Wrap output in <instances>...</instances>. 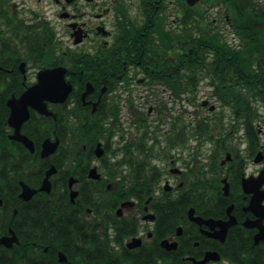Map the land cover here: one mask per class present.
I'll return each mask as SVG.
<instances>
[{"label":"flooded vegetation","instance_id":"1","mask_svg":"<svg viewBox=\"0 0 264 264\" xmlns=\"http://www.w3.org/2000/svg\"><path fill=\"white\" fill-rule=\"evenodd\" d=\"M171 3L176 16L180 8ZM170 6H163L167 14ZM208 10L212 22L202 20L200 44L209 45L204 37L209 25L220 29L223 43L232 46L229 50L240 47L230 15L214 6ZM146 13L142 0H0V238L13 232L18 237L11 246L0 244V264L10 258L13 264H26L29 210L44 216L35 232L41 246L39 264H264V124L256 127V144L245 127L234 135L230 131L225 143L217 132L209 138L201 125L193 129L187 119L180 141L168 142L163 125L157 138L156 115L171 95L152 97L153 103L152 95L142 103L131 96L136 84L151 94L150 87L166 92L172 83L170 72L155 80L134 61L143 44L135 30L142 26L146 35L152 25ZM131 35L135 39L127 40ZM216 48L206 51L212 55ZM97 59L101 77L91 80L92 72L79 67ZM59 66L66 68L65 80L72 89L60 95L62 100H43L49 113L28 106L29 118L20 133L33 141L32 149L11 138L15 128L9 122V101L38 84L42 71ZM186 82V76L180 79L183 91ZM88 83L93 89L84 98ZM148 102L152 104L145 108ZM139 112L149 122L150 158L125 159L124 147L136 137ZM84 118H98L101 135L77 144L76 127ZM197 129V139L209 143L188 142L189 130ZM61 131L67 132L74 151L68 160L54 162L62 146ZM48 138L61 143L55 153L43 157ZM79 146L83 151L76 157ZM148 160L160 169L159 186L141 193L137 166ZM53 165L57 170L50 176L51 190H41ZM24 183L36 190L29 199L22 195ZM165 193L167 202L179 200L184 215L158 239L155 200L166 202ZM13 226H21L23 244ZM16 245H21L20 259L11 257Z\"/></svg>","mask_w":264,"mask_h":264},{"label":"trees","instance_id":"2","mask_svg":"<svg viewBox=\"0 0 264 264\" xmlns=\"http://www.w3.org/2000/svg\"><path fill=\"white\" fill-rule=\"evenodd\" d=\"M142 1L147 9V23L150 22L152 25L148 28L146 35H142V26L135 30L138 32L137 38H141L143 44L138 45L134 61L137 64V61H140L141 63L138 65L147 70L148 73H153L155 80L166 77L165 75L170 72L172 76L168 77L172 83L168 88L179 99L183 98V86L180 84V79L186 76L187 82L184 89L187 100L194 103L197 101L200 82L207 77L210 80L209 85L213 87V93L219 98L222 112L228 114V118L221 115L219 118L212 117L211 120L209 118L203 119V130H201L210 133L209 138H212L220 127V132H218L220 139L228 143L230 131L235 134L245 127L250 142L256 144L258 142L256 127L260 121L264 122V5L259 0H206L204 5L195 6H189L185 0ZM171 1L177 2L180 12H176V16L173 13V21L168 22L165 8L173 5ZM210 6L221 9L223 11L221 14L230 15L236 35L242 40L240 47L236 46L229 50V47L232 46L223 43L220 29L210 28L209 25L204 28V37L209 45L205 43L202 46L200 44L198 29H200L202 20L212 22V13L208 10ZM200 16L201 18H199ZM175 19H177V23ZM223 19L225 21L224 16ZM126 39L131 40L135 37L131 35ZM209 46L217 47L215 54L210 55L206 51ZM184 64L186 70L181 73L180 67H183ZM100 67V59L95 62L94 60H85L79 69H84L85 72L91 71L92 73L88 77L94 80V78L99 79L101 77ZM173 79L178 80L174 82ZM112 109L113 111L116 110L114 106ZM170 114L172 113L169 106L164 104L160 116H165L160 117L159 122L153 127V132L157 138L158 132L162 131L160 126ZM139 116L141 118L138 117L140 124L137 127L136 137L124 147L125 159L150 158L149 150L151 148L147 138L150 136L148 133L149 122L143 119L140 112ZM174 118L177 119L176 125L167 135L168 142L173 144L180 141L182 135L179 126L181 118L179 115ZM218 119L219 123H217ZM225 125L229 126L228 131H223ZM76 131L77 144L84 141L90 142L101 135L100 120L98 118L80 119ZM60 137L62 146L54 156V162L68 160L74 151L68 145L70 140L67 132L61 131ZM76 149V157H79V152L82 154L83 151L82 146ZM62 165L67 166V163L64 162ZM137 169H139L140 174L138 187L141 193L147 190L149 186L158 183L160 171L158 166L152 165L148 160L145 164H139ZM130 187L132 188L133 185L131 184ZM166 195L167 193L163 198L166 202L155 200V206L159 212L156 223L158 239L166 234L169 226L173 229L176 224H179L184 215V209L179 200L167 202ZM43 217L38 210L28 211L26 247L24 248L26 264H39L37 258L41 246L35 232L42 226ZM13 228L19 234L23 244L24 235H22L21 226H13ZM20 247L21 245H16L11 250V257L20 259L22 253ZM13 263L12 258L7 261V264Z\"/></svg>","mask_w":264,"mask_h":264},{"label":"water","instance_id":"3","mask_svg":"<svg viewBox=\"0 0 264 264\" xmlns=\"http://www.w3.org/2000/svg\"><path fill=\"white\" fill-rule=\"evenodd\" d=\"M198 1L200 0H187V3L192 6L195 5ZM76 41L78 42L80 41V39H77ZM65 71L66 68L63 66L42 71L40 73V81L38 84L30 88L24 95H21L19 98H14L9 101V105L11 107L9 122L11 126L15 128L14 133L11 134V138L24 141L30 148L34 149L33 141L27 136L20 133L22 122L29 118L28 106L31 105L36 109H39L43 113H49L43 100L46 98H51L55 101L62 100L63 98L60 97V95H67L72 89V86L65 80ZM92 89L93 88H91V83H88L83 97L85 98L86 94L92 91ZM58 144L59 139H56L55 141H52L49 138L46 139L43 143L42 156L45 157L55 152L57 150ZM55 171V166H52L47 171V175L44 178L41 187L42 190H51V182L49 180V177ZM92 171H95V169H92ZM35 191V189L30 188L27 184L24 183L22 195L25 198L29 199L35 193ZM75 194L76 191L72 192L73 199ZM15 241H18V237L15 232H13L11 236H3L0 238V244H6L8 246L13 245ZM61 258L66 259V257L64 258L63 254H61Z\"/></svg>","mask_w":264,"mask_h":264},{"label":"rangeland","instance_id":"4","mask_svg":"<svg viewBox=\"0 0 264 264\" xmlns=\"http://www.w3.org/2000/svg\"><path fill=\"white\" fill-rule=\"evenodd\" d=\"M259 1L264 5V0H259ZM173 8H174V5H171L169 7V9H170L169 13L170 12L171 13L173 12L172 11ZM169 18L172 19V17H169ZM60 23H61V25H63V22H60ZM133 88H134V90L131 91V96L133 98H135L136 101L138 100L139 103L144 102V99L146 97H148V95H151V94H148L145 91L146 86H144V85L136 84V85H134L132 87V89ZM199 90H200L199 91V97H203V96H206L207 95L208 96L207 99H209L211 103H215L218 106L217 110L218 111L221 110L220 105H219V102L216 100V98L211 97V89L209 87H207V86H200L199 87ZM142 93H144V94H142ZM128 95L129 94L126 93L123 98H126V96H128ZM141 96H143V97L141 98ZM149 99L152 102V96ZM151 102H148L145 105V108H148V106H151V104H152ZM122 103H124V102H122ZM169 106L170 107H173L172 112L174 114H182L185 120L186 119L188 120L189 118H191V119H194V118L202 119V118H206V117L211 118L212 115H213L212 113H210L208 111V109H204V108L200 107V105H197L196 102L194 103V102H191L189 100L183 101V103H180V101H173V102L171 101V102H169ZM123 112L125 114H127L128 113V107L124 108ZM152 118H154V116ZM150 119H151V117H150ZM192 122L197 123V121H193V120H192ZM190 142H191V140H190ZM209 142L210 141H208L206 143H209Z\"/></svg>","mask_w":264,"mask_h":264}]
</instances>
